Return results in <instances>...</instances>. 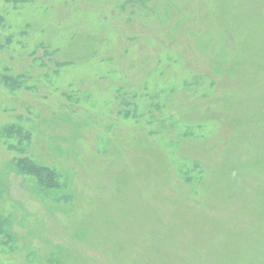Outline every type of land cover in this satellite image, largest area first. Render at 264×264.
<instances>
[{
    "label": "rangeland",
    "instance_id": "1",
    "mask_svg": "<svg viewBox=\"0 0 264 264\" xmlns=\"http://www.w3.org/2000/svg\"><path fill=\"white\" fill-rule=\"evenodd\" d=\"M0 264H264V0H0Z\"/></svg>",
    "mask_w": 264,
    "mask_h": 264
},
{
    "label": "trees",
    "instance_id": "2",
    "mask_svg": "<svg viewBox=\"0 0 264 264\" xmlns=\"http://www.w3.org/2000/svg\"><path fill=\"white\" fill-rule=\"evenodd\" d=\"M20 168L23 171H26L29 174L35 176L42 188H52L54 186V173L47 169L34 165L33 163H26L21 161L19 164Z\"/></svg>",
    "mask_w": 264,
    "mask_h": 264
}]
</instances>
